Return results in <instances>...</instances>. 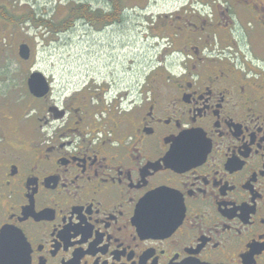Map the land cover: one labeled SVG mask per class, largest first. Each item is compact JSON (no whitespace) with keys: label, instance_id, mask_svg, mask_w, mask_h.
Wrapping results in <instances>:
<instances>
[{"label":"flooded vegetation","instance_id":"obj_1","mask_svg":"<svg viewBox=\"0 0 264 264\" xmlns=\"http://www.w3.org/2000/svg\"><path fill=\"white\" fill-rule=\"evenodd\" d=\"M144 1L73 0L56 33L132 17L167 59L0 96V264L15 233L27 264H264V0Z\"/></svg>","mask_w":264,"mask_h":264},{"label":"rangeland","instance_id":"obj_2","mask_svg":"<svg viewBox=\"0 0 264 264\" xmlns=\"http://www.w3.org/2000/svg\"><path fill=\"white\" fill-rule=\"evenodd\" d=\"M72 1L0 0V12L19 19L14 23L0 17V96L10 91L17 111L30 101L25 81L32 71H39L51 79L54 90L65 95L85 85L93 74L113 80L119 88L138 78L142 67L167 59L161 50L157 52L150 47L149 39L142 37L146 34L147 23L132 17L127 18L122 37L118 34L107 36L103 45L95 43L98 38L92 39L82 33L57 34L56 25ZM141 1L125 0V3L129 8ZM149 1L145 11L154 14L166 12L178 3V0ZM121 42L126 46L121 47ZM20 43L30 48L26 62L17 54Z\"/></svg>","mask_w":264,"mask_h":264},{"label":"water","instance_id":"obj_3","mask_svg":"<svg viewBox=\"0 0 264 264\" xmlns=\"http://www.w3.org/2000/svg\"><path fill=\"white\" fill-rule=\"evenodd\" d=\"M17 54L21 59L27 60L30 56L29 46L26 43H20L17 48ZM26 85L28 92L35 97H41L45 95L50 88V84L48 83L47 78L45 77L44 74H42L39 71L30 72L26 80ZM6 246L7 245H5V247ZM0 247L3 248L2 244L0 245ZM13 250L14 251H11L9 255H6L4 259V263L27 264V260L24 252L23 238L19 233H15V242H14ZM182 264H196V263L186 262Z\"/></svg>","mask_w":264,"mask_h":264},{"label":"trees","instance_id":"obj_4","mask_svg":"<svg viewBox=\"0 0 264 264\" xmlns=\"http://www.w3.org/2000/svg\"><path fill=\"white\" fill-rule=\"evenodd\" d=\"M0 17L4 18L5 20L7 21H12V22H17L19 19L18 18H13L11 17L10 15L6 14V13H3V12H0ZM40 23H44L45 21L44 20H40L39 21ZM46 23V22H45Z\"/></svg>","mask_w":264,"mask_h":264}]
</instances>
